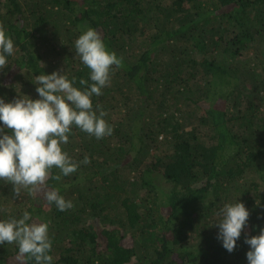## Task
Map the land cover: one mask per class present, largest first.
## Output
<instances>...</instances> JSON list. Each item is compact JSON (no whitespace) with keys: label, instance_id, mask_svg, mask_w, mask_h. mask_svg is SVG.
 I'll return each mask as SVG.
<instances>
[{"label":"trees","instance_id":"trees-1","mask_svg":"<svg viewBox=\"0 0 264 264\" xmlns=\"http://www.w3.org/2000/svg\"><path fill=\"white\" fill-rule=\"evenodd\" d=\"M0 26L14 40L6 99L38 98L43 72L83 87L74 41L88 27L122 58L92 98L111 135L72 125L62 148L88 163L19 195L0 179V219L48 222L53 264H247L245 235L264 227V0H0ZM52 188L73 207L49 203ZM239 199L250 216L228 252L217 213ZM0 264L36 262L5 242Z\"/></svg>","mask_w":264,"mask_h":264},{"label":"clouds","instance_id":"clouds-1","mask_svg":"<svg viewBox=\"0 0 264 264\" xmlns=\"http://www.w3.org/2000/svg\"><path fill=\"white\" fill-rule=\"evenodd\" d=\"M76 54L89 69L88 79L76 77L62 70L35 75L38 98L20 94L11 99L0 95V179L10 182L19 195L21 186L45 183L49 170L55 166L64 175L75 172L80 163L89 158L74 160L62 146L69 141L72 125L101 139L111 135L113 129L105 120V112L93 108V96L102 95L110 83L113 66L122 65V58L110 50L101 33L88 27L75 39ZM14 53V40L0 26V70L8 65ZM91 81V83H89ZM57 179L60 177L57 176ZM46 200L59 211L73 207L59 190L45 193ZM217 239L228 252H233L246 227L250 210L240 199L227 202L218 210ZM15 243L18 255L27 254L36 264H53L50 254L52 240L49 223L34 219L25 210L20 218L0 219V244ZM247 264H264V227L256 235H245Z\"/></svg>","mask_w":264,"mask_h":264},{"label":"rangeland","instance_id":"rangeland-1","mask_svg":"<svg viewBox=\"0 0 264 264\" xmlns=\"http://www.w3.org/2000/svg\"><path fill=\"white\" fill-rule=\"evenodd\" d=\"M162 138V136H160V139Z\"/></svg>","mask_w":264,"mask_h":264}]
</instances>
